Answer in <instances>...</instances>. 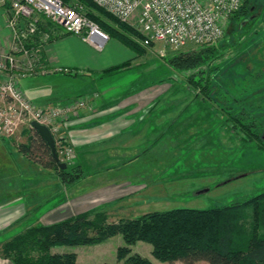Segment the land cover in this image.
<instances>
[{
  "label": "rangeland",
  "instance_id": "obj_1",
  "mask_svg": "<svg viewBox=\"0 0 264 264\" xmlns=\"http://www.w3.org/2000/svg\"><path fill=\"white\" fill-rule=\"evenodd\" d=\"M68 2L73 5L82 4L79 0ZM82 5L88 15L93 14L106 25L118 29L116 21L96 8ZM251 5L253 13L249 20L255 19L251 23L253 28L245 31L244 35L241 27H248L247 21L240 23L235 21L233 16L224 20V37L215 45L229 42L234 46L223 52L209 66L195 71H178L169 64L168 59L180 54L194 53L204 47L189 45L177 50L163 44L150 43L134 27L123 23L137 33L136 35L126 32V35L138 42L142 50L136 52L125 46L122 53L115 54L119 60L116 63L128 64L125 68L113 72L114 75H126L124 85L111 92L113 94L121 91L118 94L122 95H113L111 98L107 93L103 97L99 93L93 98L100 99V107L104 109L109 108L110 104L122 105L125 107V114L135 122L133 129L137 133L133 138L134 154L143 158L135 160L132 166L135 169L134 175L129 177L133 182L131 189L135 192L134 195L140 198L132 202L133 211L138 213L133 217L176 208L213 209L229 204L236 197L256 194L264 189V152L259 149L258 141L249 142L242 131L233 128L234 123L229 120L228 115L235 111L239 113L244 105L261 124L258 132L264 141V0H252ZM238 30L241 31L237 39L232 40L233 34ZM111 38L110 42L119 41L115 37ZM123 55L127 57L123 59ZM201 70L206 72L208 77L206 94L189 81L191 75H198ZM75 74L82 75L84 72L74 69L71 75ZM136 75L146 76L138 82ZM5 76L0 71V80ZM38 77L21 79V86L26 96L32 97L34 104L45 107L46 101H40L38 96L50 95L61 86H49L44 80L37 79ZM157 82L165 85L167 92L164 96L151 98L153 100L150 101L149 107L144 110H138L136 105L132 106L135 103L133 95L145 88L156 86ZM125 93L126 95H123ZM112 100L113 103H109ZM92 109L91 104L83 112ZM112 113L115 111L107 115ZM97 114L94 113L93 116ZM20 131L10 139L19 136ZM28 134L25 131L20 135ZM70 140L68 136L67 145L73 151L72 161L67 164L69 174L76 165L74 143ZM31 153V158L39 164L50 165L48 155L44 156L37 150H32ZM54 170L60 173L58 169ZM55 171L53 174L56 176ZM138 172L143 174L138 175ZM59 177L61 182L55 181L58 185H69L71 190L79 185L77 179L80 176L76 175V172L67 176L59 174ZM102 177L106 180L122 176L110 174ZM109 209L114 210L113 206ZM111 215H107V223L117 224ZM95 216L96 214L90 215L89 218L94 219ZM122 238L117 234L100 244L78 245L84 246V249L80 250L81 259L98 263L114 259L118 248L126 246L125 242L120 245ZM117 246L119 247L116 248ZM132 247L142 255H148L152 248L144 242L130 246L131 250ZM156 261L158 264H185L180 261Z\"/></svg>",
  "mask_w": 264,
  "mask_h": 264
},
{
  "label": "crops",
  "instance_id": "obj_2",
  "mask_svg": "<svg viewBox=\"0 0 264 264\" xmlns=\"http://www.w3.org/2000/svg\"><path fill=\"white\" fill-rule=\"evenodd\" d=\"M7 1L9 3L11 0ZM110 41L103 51H98L81 38L68 35L45 17H39L38 33L33 45L43 49L42 63L47 74L37 79L44 80L49 86L59 85L61 88L45 97L38 96V99L46 101L44 106H50L66 105L78 98L87 97L92 100L93 109L88 112L83 110L80 117L74 118L66 127L76 153V165L72 167V172L80 176L77 179L79 185L72 190L69 185L66 187L63 183H55L60 181V173L54 170L57 174L55 176L53 167L43 166L23 152L22 146H29L35 139V130L24 126L20 134L26 131L29 133L27 136L19 134L14 139L0 136V264H14L1 255L3 245L37 225L50 226L101 211L108 216L112 214V220L116 223L140 217H133L138 213L133 211L132 202L140 198L134 195L135 192L131 189L133 182L129 178L134 175L132 166L135 160L143 158L134 154L133 138L137 133L133 129L135 122L125 114V107L122 105L110 104L109 108L104 109L100 107V99L93 98L99 93L102 97L107 93L111 98L113 95H122L118 94L121 91L111 92L124 85L126 75H114V71H108L123 65L116 63L119 60L115 54L122 53L126 45ZM12 46L8 16L4 9H0V61L11 52ZM126 57L123 55V59ZM59 69L69 70L70 75L74 69L83 71L84 74L62 75L58 74ZM136 76V80L141 82L146 75ZM155 85L133 95L135 103L132 106L136 105L138 110H144L149 107L153 100L151 98L164 96L167 92L165 85L162 86L160 82ZM28 97L33 102L32 97ZM109 103H113V100ZM113 111L115 113L107 115ZM118 111L121 113H117ZM94 113H98L97 116H93ZM110 174L122 177L106 180L102 177ZM111 206L114 210L109 209ZM123 243L122 238L120 245ZM81 249L84 246H61L53 248L52 252L75 253L78 264L120 263L117 256L102 263L85 261L81 259ZM132 252L158 264L152 255V248L148 255H142L134 249Z\"/></svg>",
  "mask_w": 264,
  "mask_h": 264
},
{
  "label": "trees",
  "instance_id": "obj_3",
  "mask_svg": "<svg viewBox=\"0 0 264 264\" xmlns=\"http://www.w3.org/2000/svg\"><path fill=\"white\" fill-rule=\"evenodd\" d=\"M79 1L116 21L118 29L106 25L89 13V17L108 32L110 37L117 38L133 51L142 50L138 42L126 35V32L137 35L136 32L100 9L91 0ZM251 1L244 0L241 9L233 15L235 21L248 22V27H241L244 35L251 30V23L255 20H249L253 13ZM241 30L235 31L232 40L237 39ZM217 45L174 56L168 59V62L181 72L200 70L234 46L229 42ZM126 66L128 64L108 72ZM205 73L201 70L198 75H191L189 81L206 94L209 83ZM228 115L229 120L234 123L233 128L242 131L249 142L258 141L259 149L264 152V141L258 132L261 124L254 115L246 110L244 105L239 113L235 111ZM22 150L29 156H32V150L40 151L44 156H49L50 167L58 169L63 176L72 175V172L69 174L67 170L59 168L50 148L37 132L32 143L22 146ZM117 234L123 237L126 244L117 251L120 264H154L151 260L132 252L130 246L137 242L150 244L153 257L160 262L264 264V189L256 194L236 197L229 204L213 209L176 208L149 213L133 220H122L117 224L107 223V215L97 213L94 219L82 215L50 226L38 225L7 241L2 247L1 255L14 264H78L75 253H53L52 249L61 246L96 245Z\"/></svg>",
  "mask_w": 264,
  "mask_h": 264
},
{
  "label": "built area",
  "instance_id": "obj_4",
  "mask_svg": "<svg viewBox=\"0 0 264 264\" xmlns=\"http://www.w3.org/2000/svg\"><path fill=\"white\" fill-rule=\"evenodd\" d=\"M122 23L134 27L147 42L173 49L189 45L212 46L224 37L223 21L236 14L244 0H91ZM0 9L8 16L13 46L0 61V136L13 138L32 122L51 131L60 161L71 163L72 149L67 145V124L91 105L82 97L66 105L41 107L23 92L20 81L47 74L42 63V47L33 45L39 17L61 27L67 34L80 37L98 51H103L111 37L94 22L82 4L68 0H0ZM20 55V57H18ZM60 73H71L59 69Z\"/></svg>",
  "mask_w": 264,
  "mask_h": 264
},
{
  "label": "water",
  "instance_id": "obj_5",
  "mask_svg": "<svg viewBox=\"0 0 264 264\" xmlns=\"http://www.w3.org/2000/svg\"><path fill=\"white\" fill-rule=\"evenodd\" d=\"M32 127L35 130V132H37L42 137V139L45 141V143L50 148L53 159L56 161L59 168L63 171L67 170L68 165L66 163H63L60 161V158H59L57 150H56L55 139H54L51 131L49 130V128L45 125L39 124L36 121L32 122Z\"/></svg>",
  "mask_w": 264,
  "mask_h": 264
}]
</instances>
